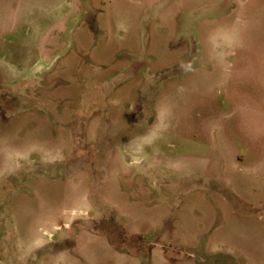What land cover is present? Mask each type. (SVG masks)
<instances>
[{"label":"flooded vegetation","instance_id":"obj_1","mask_svg":"<svg viewBox=\"0 0 264 264\" xmlns=\"http://www.w3.org/2000/svg\"><path fill=\"white\" fill-rule=\"evenodd\" d=\"M159 1L143 11V38L179 0H167L163 7ZM112 3L68 0V10L42 36L38 58L24 73L8 63L7 52L0 55V144L10 134L15 141L31 113L47 117L55 135H65L61 139L69 143L51 161L43 153H12L11 168L0 174V264H18L15 214L24 200L36 195L30 183L61 181L67 188L71 179L85 172V205L64 210L57 235L40 240L24 264H40L47 253L75 264H247L233 247H224L223 242L236 245L232 230L230 237L224 233L231 222L251 219L259 221L264 232V209L259 206L264 208V197H256L264 189H253L248 197L235 179L174 174L167 164L149 160L134 146L156 122L166 81L214 70L205 60L199 27L205 20L232 16L237 5L234 0H207L192 12L181 10L177 34L189 49L180 64L158 70L151 39L140 52L123 48L104 62L94 56L112 37ZM153 4L162 9L151 12ZM72 60L85 67L81 77L70 73L76 79L64 73ZM135 81L149 91L140 95L138 108L131 102L129 111L117 113V92ZM50 103L55 104L53 111ZM235 172L245 178L255 173L239 165ZM251 182L246 179L247 188ZM239 207L248 211H238ZM97 243L104 247V256H94L89 249ZM259 264H264V257Z\"/></svg>","mask_w":264,"mask_h":264},{"label":"rangeland","instance_id":"obj_2","mask_svg":"<svg viewBox=\"0 0 264 264\" xmlns=\"http://www.w3.org/2000/svg\"><path fill=\"white\" fill-rule=\"evenodd\" d=\"M154 1L113 0L110 7L112 37L107 44L98 47L94 56L104 62L123 48L140 52L145 46L148 48L151 39L156 69L180 64L189 48L177 34L179 13L189 9L192 12L207 0L175 2L148 28L150 34L146 33L143 38L139 24L143 11ZM160 1L161 7L167 2ZM234 2L236 13L221 20H205L198 30L205 60L214 70L204 69L184 79L166 81L157 103L156 122L134 146L149 160L167 164L174 174L196 173L207 178L235 179L241 184L242 191L244 189V195L252 197L253 189H264V0ZM155 5L151 12L162 9ZM68 7V0H0V55L7 52L8 63L18 68L16 71L26 72L38 58V50L43 46L42 36ZM69 66L70 70L64 69L67 76L78 72L81 77L85 72V67L77 60L69 62ZM139 82L125 85L117 92V113L129 111L131 102L137 108L141 105L140 95L149 89L141 87ZM54 108L55 104L50 103L48 109L53 111ZM64 136L55 135L47 117L29 114L15 141L11 142L10 134L0 144V174L11 168L12 153L20 152L28 157L43 153L44 159L51 161L69 144L61 139ZM236 165L255 173L245 178L235 172ZM246 179L252 181L249 188ZM88 182L89 176L85 172L70 180L73 188L69 184L63 188L61 181L30 183L36 195L30 196L27 202L24 200L15 214L18 264L27 262L28 255L38 247L40 240L57 235L56 224L61 221L64 210L85 205L81 199ZM108 193L113 196L114 192L108 190ZM256 195L264 197V191ZM239 208L238 211H248ZM127 212L131 214V210ZM131 217L136 219L134 213ZM230 229L236 245L223 242L224 247H233L236 254L248 261L247 264H259L264 257V251H261L264 232L260 222L255 219L231 222L224 236H231ZM89 249L94 256L105 254L99 243ZM47 255L49 253L40 264H75L53 254Z\"/></svg>","mask_w":264,"mask_h":264},{"label":"crops","instance_id":"obj_3","mask_svg":"<svg viewBox=\"0 0 264 264\" xmlns=\"http://www.w3.org/2000/svg\"><path fill=\"white\" fill-rule=\"evenodd\" d=\"M69 5V4H68ZM226 17H229V16H226Z\"/></svg>","mask_w":264,"mask_h":264}]
</instances>
